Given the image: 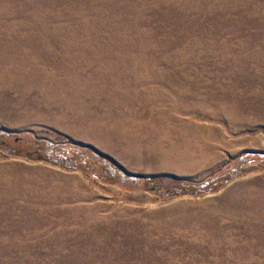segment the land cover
Returning <instances> with one entry per match:
<instances>
[{
	"label": "rangeland",
	"instance_id": "1",
	"mask_svg": "<svg viewBox=\"0 0 264 264\" xmlns=\"http://www.w3.org/2000/svg\"><path fill=\"white\" fill-rule=\"evenodd\" d=\"M0 264H264V0H0Z\"/></svg>",
	"mask_w": 264,
	"mask_h": 264
},
{
	"label": "trees",
	"instance_id": "2",
	"mask_svg": "<svg viewBox=\"0 0 264 264\" xmlns=\"http://www.w3.org/2000/svg\"><path fill=\"white\" fill-rule=\"evenodd\" d=\"M38 146L39 155H46L47 161L60 164L68 168H80L88 173H93L95 177H103V179L117 183L131 190H149L153 191L160 187L158 182L165 178L163 177H146L140 175H133L125 171L119 165H117L111 158L105 156L89 146H85L79 143H68L64 145H57L51 142H46L42 145V141H36ZM42 157V156H41ZM45 158V157H44ZM93 170V171H92ZM100 175V176H99ZM168 188L177 189L175 194L186 193L189 188H194V191H198L202 187L201 191L212 189L217 185L213 182V185L193 184L184 180H173ZM199 192V191H198ZM170 194V193H169ZM174 194V193H173Z\"/></svg>",
	"mask_w": 264,
	"mask_h": 264
}]
</instances>
